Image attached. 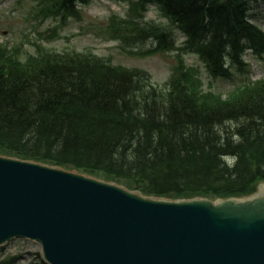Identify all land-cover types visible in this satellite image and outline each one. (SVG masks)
<instances>
[{
  "label": "trees",
  "instance_id": "16d2710c",
  "mask_svg": "<svg viewBox=\"0 0 264 264\" xmlns=\"http://www.w3.org/2000/svg\"><path fill=\"white\" fill-rule=\"evenodd\" d=\"M88 1L38 0L39 12L64 24L79 18L77 3ZM257 1L142 0L129 5L127 20L111 18L108 31L129 55L147 37L152 52L137 56L177 52L167 35L141 25L151 4L186 33L181 52L197 55L216 78L227 74L225 49L234 58L245 48L264 53V32L247 15ZM34 45L36 55L21 62L15 47L0 44V156L172 201L242 198L264 183V80L222 99L202 90L198 74L180 73L163 92L142 71Z\"/></svg>",
  "mask_w": 264,
  "mask_h": 264
},
{
  "label": "water",
  "instance_id": "95a60500",
  "mask_svg": "<svg viewBox=\"0 0 264 264\" xmlns=\"http://www.w3.org/2000/svg\"><path fill=\"white\" fill-rule=\"evenodd\" d=\"M18 238L46 264H264V185L248 198L171 201L0 157V246Z\"/></svg>",
  "mask_w": 264,
  "mask_h": 264
},
{
  "label": "rangeland",
  "instance_id": "374dc122",
  "mask_svg": "<svg viewBox=\"0 0 264 264\" xmlns=\"http://www.w3.org/2000/svg\"><path fill=\"white\" fill-rule=\"evenodd\" d=\"M38 0H0V44L14 48L19 60L37 53L32 47L36 43L49 51L67 54L68 52L93 53L103 57L114 66L126 70H140L147 76V84L163 91L164 83L170 79L174 53L155 52L151 55L137 56L139 51L152 52L154 40L147 38L143 47L138 43L128 55L130 47L115 41V32H109L111 18L127 20L129 17V0H89L88 3H77L79 18H70L63 27L58 20L41 21L37 14ZM249 21L264 31V1L250 3ZM143 28L154 23L155 28L166 27L180 41L181 37L159 17L153 5H147L143 17L139 18ZM152 31L154 28H148ZM151 42V43H150ZM20 45H23L22 48ZM121 47V48H120ZM255 56L246 52L243 56V72L236 67L230 68L228 78H212L194 55H184L189 67H198V77L206 91H212L225 97L234 87L246 81L264 79V53ZM0 264H45L41 257L40 246L32 241L15 239L0 247Z\"/></svg>",
  "mask_w": 264,
  "mask_h": 264
},
{
  "label": "bare ground",
  "instance_id": "6f19581e",
  "mask_svg": "<svg viewBox=\"0 0 264 264\" xmlns=\"http://www.w3.org/2000/svg\"><path fill=\"white\" fill-rule=\"evenodd\" d=\"M141 1L142 0H129V5H131V4H135V3H138L139 2V4L141 3ZM258 1H261V0H258ZM155 7V6H154ZM145 9H147V6H146V3H145ZM248 9H250V3L248 4ZM158 12V11H157ZM158 15H159V17L160 18H162L167 24H169V26H171V27H173L174 28V30L178 33V35L181 37V39H180V41H178V38L175 36V34L172 32V31H169L166 27H164V28H155V24L154 23H151L150 24V26L152 27V28H154V30H152V31H154V32H157V33H160V34H165V35H167L168 37H169V39L171 40V44H176L177 45V49H179V50H181L182 49V46H183V44H185L186 43V41H188V38H187V35H186V33L183 31V29L180 27V26H178L177 24H175V23H172V22H170L169 20H167L165 17H163V15L160 13V12H158ZM150 26L149 27H147L146 28V30L147 31H149L148 30V28H150ZM151 29V28H150ZM147 38H149V37H147ZM147 38H145L140 44H143V45H141L142 47L144 46V45H146V44H144V41L145 40H147ZM127 40L125 39L124 40V42H126ZM151 43V42H150ZM137 45V44H136ZM135 45V46H136ZM150 45H152V44H150ZM245 50V51H244ZM242 52H240V53H238L236 56V58H234V55H233V53H232V51H231V48H227V49H225L224 50V52H223V54L222 55H224V57H223V61H224V63H232V61H236V60H241L242 59V57L244 56V54L246 53V51L248 50V52H250V53H254V51L253 50H251V49H248V48H245ZM101 59H103V58H101ZM103 60H105V59H103ZM232 60V61H231ZM198 61H199V63L203 66V67H205V65L201 62V60L198 58ZM180 73H184V74H189V75H196V74H198V67L197 66H194V67H189V66H187L186 65V63H185V61H184V58L181 56V55H179V53L177 52V54H174V56H173V66H172V69H171V72H170V78L172 77V76H174V75H178V74H180ZM168 84H169V81H168V83L167 84H165L166 86H165V89L167 90L168 89ZM230 93V92H229ZM229 93H227L226 95H225V97L223 98V96H222V99H225V98H227V96H228V94Z\"/></svg>",
  "mask_w": 264,
  "mask_h": 264
}]
</instances>
